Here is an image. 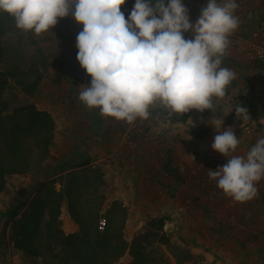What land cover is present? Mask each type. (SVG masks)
<instances>
[{
  "label": "rangeland",
  "instance_id": "obj_1",
  "mask_svg": "<svg viewBox=\"0 0 264 264\" xmlns=\"http://www.w3.org/2000/svg\"><path fill=\"white\" fill-rule=\"evenodd\" d=\"M133 2L121 6L126 20ZM73 12L74 4L68 16L38 36L17 29L14 19L0 12V264H45L41 257L16 254L12 227L50 188L61 195L67 188L73 206L85 216L98 205L99 217L103 202H111L103 213L110 241L119 233L124 242L146 233L136 264H264V178L256 183L257 197L241 203L207 174L232 156L246 155L238 129L233 132L239 144L229 157L212 150L214 137L227 129L228 114L223 108H213L212 114L205 109L195 125H176L168 110L156 106L147 120L129 124L88 109L79 92L90 86L91 77L76 59L83 25ZM262 112L254 110L253 117ZM259 134L252 137L254 144L264 138V132ZM191 150L207 152V162H190ZM167 162L181 181L164 177ZM20 202L24 206L17 217L7 220L9 205ZM66 211L63 196L58 220L68 231ZM37 236L34 242L47 264H84L70 255L68 245L45 250ZM125 261L131 264V256Z\"/></svg>",
  "mask_w": 264,
  "mask_h": 264
},
{
  "label": "clouds",
  "instance_id": "obj_2",
  "mask_svg": "<svg viewBox=\"0 0 264 264\" xmlns=\"http://www.w3.org/2000/svg\"><path fill=\"white\" fill-rule=\"evenodd\" d=\"M125 0H0V12L15 21L17 29L40 35L68 16L83 25L77 35V61L91 77L81 86L79 100L100 115L131 124L149 118V109L160 106L169 113L203 112L214 107L213 97L223 98L236 74L221 67L229 37L239 27L235 0H207L195 24L181 0H135L128 19ZM191 30L194 39L183 33ZM238 119L250 120L239 103ZM222 124V123H221ZM217 129V128H216ZM220 129V128H219ZM219 129L217 131L219 132ZM239 144L228 127L214 137L212 148L229 157ZM208 177L236 202L258 195L256 183L264 178V138L246 158L232 156Z\"/></svg>",
  "mask_w": 264,
  "mask_h": 264
},
{
  "label": "trees",
  "instance_id": "obj_3",
  "mask_svg": "<svg viewBox=\"0 0 264 264\" xmlns=\"http://www.w3.org/2000/svg\"><path fill=\"white\" fill-rule=\"evenodd\" d=\"M190 111L184 114L172 113L170 121L172 123H185L188 119ZM87 162L79 164L85 166ZM164 173L175 181H181L180 176L171 167V162H167L162 167ZM20 169H12L10 172H19ZM74 177L69 176V181H73ZM164 185V184H161ZM3 188V180L0 177V192ZM50 192H44L39 199L32 202L29 211L21 218L15 219L18 211L24 206L23 202L12 203L5 211L7 220L15 219L13 230V246L25 257H41L43 263L47 264V258L42 256V251L34 242V235L38 234L37 239H43V249L54 250L59 244L69 246L71 256L86 264H111L121 257L126 248V242L121 238L120 233L115 241H110L107 227L99 232L96 228L98 217V205L94 212L84 215L83 210L76 209L69 199L66 188L64 194L54 192L53 188ZM18 195L23 196L25 192L18 190ZM67 199V211L70 218L78 225V232L72 234H63L60 222L58 220L60 212V204L62 197ZM101 198L100 203L102 202ZM100 205V204H99ZM108 221L106 219V225ZM162 225V221H160ZM41 231V233H39ZM146 242V233L135 238L129 245V255L132 258L131 264H136L137 260L143 257V245ZM78 243L82 245H78ZM108 252V256H104Z\"/></svg>",
  "mask_w": 264,
  "mask_h": 264
},
{
  "label": "crops",
  "instance_id": "obj_4",
  "mask_svg": "<svg viewBox=\"0 0 264 264\" xmlns=\"http://www.w3.org/2000/svg\"><path fill=\"white\" fill-rule=\"evenodd\" d=\"M154 2L155 0H153V5ZM217 2L222 3L223 0H217ZM235 2L239 5L234 13V15L239 17V27L229 37V47L222 59L221 67H226L232 70L236 74V77L226 87L225 96L223 98L218 99L213 97V108L217 109L216 107H218V109L221 108V110L223 108L228 114L229 123H226L225 127H231L235 131L238 129L237 136L241 140L240 149L246 154L242 157L246 158L247 153L255 146L252 137L259 134L260 131L264 132V112L253 117L254 110L259 111L261 108L262 111H264L263 106H254V104L258 105L257 101L264 102V65L255 62V57L259 49V38L256 36V33L261 29V26L264 23L260 22V19L258 20V18L264 17V2L261 3L260 0H235ZM167 3L168 0H165V6H167ZM134 4L135 0L132 4V9ZM182 4L188 9L190 23L195 24L200 16L201 8L206 6L207 0H184L182 1ZM183 35L185 39H194L191 30L183 33ZM238 103L247 109L250 120L243 121L237 118L235 108L238 106ZM207 113L212 114L210 110H207ZM207 113L206 110L200 112L195 109L194 112V109H191L185 123L171 122V124L195 125L197 121L202 119ZM240 122L243 124L240 125ZM259 135L256 137H259ZM163 175L164 177L167 176L165 173H163ZM119 199L121 200V198ZM62 209L61 214H64V211L66 210L65 206H63ZM67 217L69 220V230H65L63 223V232L65 234L77 233L78 225L70 218L68 213ZM16 254L22 256L19 251L16 252Z\"/></svg>",
  "mask_w": 264,
  "mask_h": 264
},
{
  "label": "built area",
  "instance_id": "obj_5",
  "mask_svg": "<svg viewBox=\"0 0 264 264\" xmlns=\"http://www.w3.org/2000/svg\"><path fill=\"white\" fill-rule=\"evenodd\" d=\"M256 36H258L259 38V49H258V52L255 58L257 62L264 65V23L262 24L261 29H259V31L256 33ZM207 155H208L207 152L191 150L188 155V160L190 162H196L198 164L203 165L207 162L206 161ZM179 171H183V168H179ZM110 206H111V202H109L108 200H105L101 206V210L99 213L100 216L98 217L97 224H96V228L99 232L103 231L106 226V217L103 216L104 215L103 213L107 211L108 209H110ZM62 210L63 209H61V211ZM128 222H129V219L127 218L125 220V223H128ZM131 242H132V238H129L126 241V248H125L123 255L111 264H128V262L125 261V257H130L129 245L131 244Z\"/></svg>",
  "mask_w": 264,
  "mask_h": 264
},
{
  "label": "bare ground",
  "instance_id": "obj_6",
  "mask_svg": "<svg viewBox=\"0 0 264 264\" xmlns=\"http://www.w3.org/2000/svg\"><path fill=\"white\" fill-rule=\"evenodd\" d=\"M67 220H68V219H66V223L68 222Z\"/></svg>",
  "mask_w": 264,
  "mask_h": 264
}]
</instances>
